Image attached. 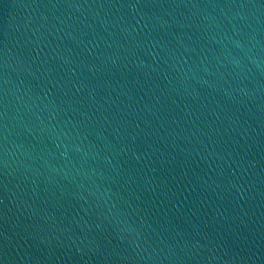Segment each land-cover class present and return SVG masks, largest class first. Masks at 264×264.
<instances>
[{"label":"water","instance_id":"obj_1","mask_svg":"<svg viewBox=\"0 0 264 264\" xmlns=\"http://www.w3.org/2000/svg\"><path fill=\"white\" fill-rule=\"evenodd\" d=\"M0 264H264V0H0Z\"/></svg>","mask_w":264,"mask_h":264}]
</instances>
